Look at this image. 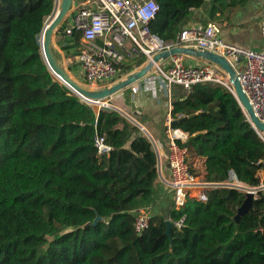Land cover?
Here are the masks:
<instances>
[{
  "label": "trees",
  "instance_id": "1",
  "mask_svg": "<svg viewBox=\"0 0 264 264\" xmlns=\"http://www.w3.org/2000/svg\"><path fill=\"white\" fill-rule=\"evenodd\" d=\"M155 1L149 27L165 42L206 2ZM248 1L213 0L210 20H230ZM55 2L0 0V264H264V195L236 222L245 191L209 189L206 201L189 197L137 232L136 210L154 199L158 154L125 115L89 104L50 71L40 39ZM172 104L194 175L225 182L234 171L259 185L264 142L232 92L199 83ZM96 135L108 153L98 152ZM168 220L183 223L167 234Z\"/></svg>",
  "mask_w": 264,
  "mask_h": 264
},
{
  "label": "built area",
  "instance_id": "2",
  "mask_svg": "<svg viewBox=\"0 0 264 264\" xmlns=\"http://www.w3.org/2000/svg\"><path fill=\"white\" fill-rule=\"evenodd\" d=\"M56 4V2H55ZM159 11L155 0H80L72 14V21L65 26V36L78 37L80 80L92 86L106 87L126 74L127 66L145 57L152 56L172 46H195L209 49L223 56L231 65L246 94L254 115L264 123V47L251 50L225 41L215 24L186 26L176 40L165 42L150 30L149 24ZM264 36V21L262 24ZM189 63L183 55L171 56L164 66L156 65L167 83L181 87L186 94L199 83L219 85L234 94L228 75L217 65L202 62ZM94 104V103H89ZM100 108H109L108 100L96 103ZM242 107V106H241ZM246 120L264 142V131L253 124L246 109L242 107ZM171 111L165 120V136L168 148L165 158L169 168V188L173 194L172 208L179 211L185 207L189 197L207 200V191L213 188H232L251 191L254 198L264 195V171H259L260 183L248 186L240 181L234 171H230L225 182H210L194 175L187 162L188 150L179 145L187 139L188 133L173 125ZM96 146L101 154L112 147L105 137L96 135ZM158 147V146H157ZM159 160L158 170L161 173ZM149 207L136 210L135 229L142 233L149 227ZM183 221L174 225L181 227Z\"/></svg>",
  "mask_w": 264,
  "mask_h": 264
},
{
  "label": "crops",
  "instance_id": "3",
  "mask_svg": "<svg viewBox=\"0 0 264 264\" xmlns=\"http://www.w3.org/2000/svg\"><path fill=\"white\" fill-rule=\"evenodd\" d=\"M79 1L80 0H75L70 14L67 17L69 20H65L66 25L72 21V14L74 13L76 5H78ZM212 2L213 0H206L203 7L198 10H194L191 14L192 22L188 26L202 25V21L205 20L208 21V24H215L219 29L220 36L229 43L251 50H261L264 47V36L262 33L264 0H249L246 6L235 10L231 14L230 20L220 23L210 20ZM74 38H77V36ZM185 60L189 63H201L193 57L185 56ZM78 66L79 76V62ZM141 81H144V79ZM128 89L125 91H130ZM125 91L121 93H124ZM184 93V90L179 86H172L169 91V96H167V94L165 96L162 94L159 95L158 98H153L150 94L145 93L137 95L136 93H131L129 95L130 98L132 100H137L138 97L139 103L137 102V104L130 111L128 106L126 107V111L124 109H119L127 116L130 122L139 126L143 132L150 136L153 148L157 152L158 158L161 162V173L156 184L154 199L148 206L150 216L153 214H162L165 217H168L169 211L172 208L173 194L169 188L170 175L168 163L165 158V153L168 148V139L165 136V120L167 114L173 108V98L184 97ZM112 99L108 101L110 102ZM135 108H138L137 111H134ZM142 127L144 129H142ZM189 155L193 156V159L195 160L196 157L194 156L193 150L189 151Z\"/></svg>",
  "mask_w": 264,
  "mask_h": 264
},
{
  "label": "water",
  "instance_id": "4",
  "mask_svg": "<svg viewBox=\"0 0 264 264\" xmlns=\"http://www.w3.org/2000/svg\"><path fill=\"white\" fill-rule=\"evenodd\" d=\"M74 2L75 0L60 1L58 13H56L54 17L45 24L42 30V33L44 34V39L41 44V51L42 54H45L48 59V61L45 62L50 71L80 98H82L88 103L94 104L105 100H110L119 93L127 90L133 85H136L142 79L150 75L154 71L156 65L166 62L171 56L183 55L187 57H193L202 62L215 64L219 68H221L228 75L229 80L234 89V95L238 100L239 104L246 109L255 127L258 130L264 131V123L260 122L254 115L252 106L241 87V84L235 74V71L223 56L213 50L195 46H172L169 49H165L155 53L152 56V59L148 60L146 64H144L141 68L126 74L124 77L113 82L109 86H92L86 83L76 81L66 71L63 64V57L61 56L56 46L53 45V43H55L54 35L67 19ZM180 121L181 120L174 121L173 125L177 126ZM142 129L144 128L142 127ZM244 196V201L242 205L238 208L237 214L235 216L236 222H239L245 214L249 213L255 200L254 193L251 191L245 192ZM98 220H100V217L96 218L95 223ZM167 225V234H170V229L174 226V224L173 222L168 220Z\"/></svg>",
  "mask_w": 264,
  "mask_h": 264
},
{
  "label": "rangeland",
  "instance_id": "5",
  "mask_svg": "<svg viewBox=\"0 0 264 264\" xmlns=\"http://www.w3.org/2000/svg\"><path fill=\"white\" fill-rule=\"evenodd\" d=\"M61 0H56L55 4V10L51 16L47 18V22H49L55 15L56 10H57V4L60 3ZM69 19H67L68 21ZM264 21V20H263ZM263 24V22H262ZM203 25V24H202ZM66 22L62 24V26L58 29L56 34L54 35V44L56 48L59 50L61 56L63 57V64L66 69V71L78 82L85 83L82 80H80V77L78 76V59H79V49L77 46V38L74 37H66L64 30H65ZM166 63V62H165ZM165 63L160 64L161 68L164 66ZM135 62H133V65ZM142 66H134L133 69L130 70V72L141 68ZM128 90L130 91H125L124 93H121L118 95L116 98L112 99L110 101L111 107L113 109H118L119 112L123 114L122 111L119 109H124L126 111V107H129V111L137 104V100H132L130 98V94H150L153 98H158L159 95L164 94V96L167 94L169 96V91L170 88L167 85V83L164 81L162 76L159 73V68L154 69V71L148 75L147 77L144 78V81H140L137 83L135 86H132ZM166 96V97H167ZM97 105V104H94ZM98 106V105H97ZM105 108V107H104ZM138 108H135L134 111H137ZM125 115V114H123ZM126 116V115H125ZM127 117V116H126ZM145 133V132H144ZM146 134V133H145ZM149 139L151 140L150 136L146 134ZM152 142V141H151Z\"/></svg>",
  "mask_w": 264,
  "mask_h": 264
},
{
  "label": "bare ground",
  "instance_id": "6",
  "mask_svg": "<svg viewBox=\"0 0 264 264\" xmlns=\"http://www.w3.org/2000/svg\"><path fill=\"white\" fill-rule=\"evenodd\" d=\"M57 10H56V13H58V11H59V3L57 4ZM55 13V14H56ZM43 39H44V34L42 33V35H41V39H40V42H41V40H42V42H43ZM53 45H55L54 43H53ZM43 58H44V60L47 62L48 61V59H47V57L45 56V54L43 55Z\"/></svg>",
  "mask_w": 264,
  "mask_h": 264
}]
</instances>
